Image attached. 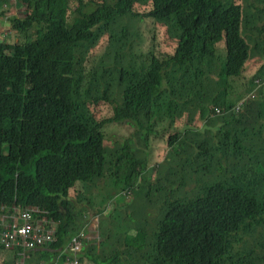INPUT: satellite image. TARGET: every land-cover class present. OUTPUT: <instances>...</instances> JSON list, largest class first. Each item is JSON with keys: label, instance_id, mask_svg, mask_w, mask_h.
<instances>
[{"label": "trees", "instance_id": "trees-1", "mask_svg": "<svg viewBox=\"0 0 264 264\" xmlns=\"http://www.w3.org/2000/svg\"><path fill=\"white\" fill-rule=\"evenodd\" d=\"M11 2L23 17L8 15ZM244 2L0 0L16 37L0 39V229L15 208H38L56 234L27 264H264V0ZM145 21L167 52L137 64ZM122 127L135 132L111 146ZM164 131L134 230L85 240L89 210L136 195L144 150ZM75 228L84 247L72 253ZM22 258L0 247V264Z\"/></svg>", "mask_w": 264, "mask_h": 264}, {"label": "rangeland", "instance_id": "rangeland-1", "mask_svg": "<svg viewBox=\"0 0 264 264\" xmlns=\"http://www.w3.org/2000/svg\"><path fill=\"white\" fill-rule=\"evenodd\" d=\"M240 4H244L245 0H235ZM8 15H14L19 18L24 16V8H16L14 3H10L8 7ZM139 33L140 36L137 40V42L133 45V52L134 56L130 57L129 59L135 60V62L138 64L141 58V52L143 53L147 49H154V51L158 53H163L166 51L167 47L164 41L162 40L163 30L159 29L157 30L155 26L150 21H145L143 24L139 27ZM13 32L11 29V24L8 21V19H0V39H5L6 41H10L15 39L16 37L12 36ZM13 37V38H12ZM20 38V36H18ZM167 52V51H166ZM260 53L258 50H254V57L252 61L247 66V71L250 75H253L258 69H259V63H260ZM255 68L254 70L251 69ZM258 67V68H256ZM247 78H250L246 76ZM258 91V89H257ZM253 99L252 96L249 97L247 95L244 97V100L247 99ZM180 117L182 119L179 120V128L183 129L187 124L190 126V116L188 115V112H181ZM193 121L194 125L193 127L198 129L202 127L203 122L199 120L198 115L193 114ZM160 129V132L163 131ZM158 128H155L154 133L159 131ZM135 132L134 130H131L127 127H122L116 130L115 128L110 131V144L111 146H114L115 144H124L125 141L128 139V137ZM168 133L164 134L161 133L162 137H165L164 139H155L153 141L151 139L149 146H147V149L144 150V152L148 155V167H149V173L143 177L141 181V186L138 190H136V195L133 196L131 200V196L126 197L123 192H111L114 193L116 196V199H111L109 201V204L104 203L103 200L100 201V206L102 207V213H100L98 210H89V218L87 219V228L82 231L85 232V240H91L92 242L99 243L102 238H108V236L119 237L121 234L130 233L134 230V224L131 221V214L136 213L140 214L142 211L146 209V187L151 183V180H153V175L156 169L157 164L163 163V156H165L168 146H167V136ZM155 138V137H153ZM142 139H145L144 137ZM141 144H143V148L145 147V144L143 141H141ZM140 150H142L140 148ZM110 192V193H111ZM109 191H104L101 194H98L96 196V200L102 199L103 196L107 197L109 194ZM121 197L124 198L123 201H121V204H119L118 199ZM129 199V200H128ZM117 200V201H116ZM126 200V201H125ZM133 204L131 206V209L126 207L127 204ZM117 204L119 205L118 208H123L122 210H116L115 212H111L113 209L117 208ZM80 205V204H78ZM110 208V210L108 209ZM127 208V209H126ZM134 209V211H133ZM104 213V214H103ZM102 215V216H101ZM104 215V216H103ZM134 216V214H132ZM154 216L158 215L157 209L154 210ZM154 218V217H153ZM152 218V219H153ZM100 224V226H99ZM52 229H55V226L53 224L50 225ZM79 231V229L75 228L72 230V233H76Z\"/></svg>", "mask_w": 264, "mask_h": 264}, {"label": "built area", "instance_id": "built-area-1", "mask_svg": "<svg viewBox=\"0 0 264 264\" xmlns=\"http://www.w3.org/2000/svg\"><path fill=\"white\" fill-rule=\"evenodd\" d=\"M39 212L40 210L38 208H16L12 212L13 224L4 227L2 222L3 227L0 229V247H4L13 255H21L23 258L20 264H27L28 253L56 241L55 229L51 228L48 220H40L36 217V214ZM79 234L76 235L70 245V250L74 253L80 252L83 246L82 238L84 235ZM73 264L79 263L75 261Z\"/></svg>", "mask_w": 264, "mask_h": 264}, {"label": "crops", "instance_id": "crops-1", "mask_svg": "<svg viewBox=\"0 0 264 264\" xmlns=\"http://www.w3.org/2000/svg\"><path fill=\"white\" fill-rule=\"evenodd\" d=\"M13 216H12V214H7V215H4L3 216V225H4V227L6 226H10V225H12L13 224ZM89 241H91V240H89Z\"/></svg>", "mask_w": 264, "mask_h": 264}, {"label": "bare ground", "instance_id": "bare-ground-1", "mask_svg": "<svg viewBox=\"0 0 264 264\" xmlns=\"http://www.w3.org/2000/svg\"><path fill=\"white\" fill-rule=\"evenodd\" d=\"M239 106V105H238ZM233 111V110H232ZM240 111V110H239ZM220 115V114H219ZM131 173V172H130ZM130 191V190H129ZM132 192V191H131ZM131 194V193H130ZM127 196H128V194H127ZM129 197V196H128ZM129 200V199H128ZM132 200V199H131ZM117 201V200H116ZM126 201V200H125ZM16 209V208H15ZM102 216V215H101ZM104 216V215H103ZM52 221V220H51ZM50 223V222H49ZM99 226H100V224H99ZM57 229V228H56ZM84 241H82V243H83ZM69 247V246H68ZM84 247V246H83ZM40 249V248H39ZM84 249V248H83ZM68 250V249H67ZM70 250V249H69ZM71 252V251H70ZM81 252H82V250H81ZM73 253V252H72Z\"/></svg>", "mask_w": 264, "mask_h": 264}, {"label": "clouds", "instance_id": "clouds-1", "mask_svg": "<svg viewBox=\"0 0 264 264\" xmlns=\"http://www.w3.org/2000/svg\"><path fill=\"white\" fill-rule=\"evenodd\" d=\"M262 85V84H261ZM261 87V86H260ZM258 88V87H257ZM258 89H260V88H258ZM256 93H257V89L253 92V94L254 95H256ZM7 215V214H6Z\"/></svg>", "mask_w": 264, "mask_h": 264}]
</instances>
